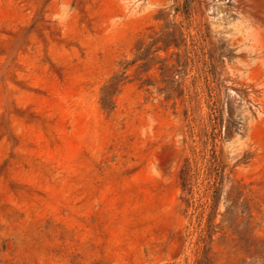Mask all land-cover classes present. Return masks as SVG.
Segmentation results:
<instances>
[{"label":"rangeland","instance_id":"obj_1","mask_svg":"<svg viewBox=\"0 0 264 264\" xmlns=\"http://www.w3.org/2000/svg\"><path fill=\"white\" fill-rule=\"evenodd\" d=\"M0 264H264V0H0Z\"/></svg>","mask_w":264,"mask_h":264},{"label":"trees","instance_id":"obj_2","mask_svg":"<svg viewBox=\"0 0 264 264\" xmlns=\"http://www.w3.org/2000/svg\"><path fill=\"white\" fill-rule=\"evenodd\" d=\"M188 166H186L183 170H182V179H183V182H184V185H185V183H187V181H188V176H189V174H188Z\"/></svg>","mask_w":264,"mask_h":264}]
</instances>
